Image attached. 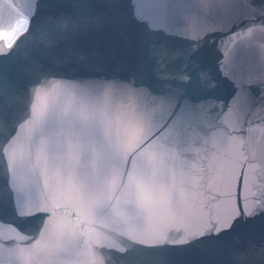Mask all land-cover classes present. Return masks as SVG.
Instances as JSON below:
<instances>
[{
    "label": "water",
    "instance_id": "1",
    "mask_svg": "<svg viewBox=\"0 0 264 264\" xmlns=\"http://www.w3.org/2000/svg\"><path fill=\"white\" fill-rule=\"evenodd\" d=\"M80 1V9L82 2L87 1L91 25L98 27V33L90 35L91 40L96 39L91 56L82 61L71 75L66 68H62V64L53 62L44 54L41 44L39 47L35 42L34 30L36 14L39 19L38 28H42L75 0H0V62L3 63L2 74L5 76L4 83L0 85V135L3 136V141L7 143L17 137L37 151L40 142L39 128L52 125L49 111L42 108L38 100L26 97L30 85L38 87L19 72L28 67L55 77L58 75L57 71H63L62 77L65 80H73L76 87L86 90V97L92 98L84 101V111L93 117L98 116V119L105 115L104 106L113 98H98L96 102L92 97L93 91L104 96L101 88L106 85L103 79L98 75V87L81 82L90 81L97 66L99 73L100 55L115 40H123L122 32L131 23V41H126V46L119 43L122 52L117 53V58L130 68L131 76L141 77L147 82L148 96L145 105L155 108L172 107L184 119L175 124L179 125V151H154L156 146L153 141L142 138L140 145L143 148L146 145L152 147L156 161H161L159 165L163 171L173 168L171 178L181 181L187 177L192 180L197 212L186 211L180 204L168 206V210L174 211L169 217H155L144 209L132 212V223L118 241V248L129 253L121 264H264V235H261V231H264L261 222L264 216V191H259L260 198H252L244 190L243 183L248 178H261V167L264 168V0H241V9L250 20L249 43L254 56L247 72L249 77L239 78L221 77L218 74L220 62L213 61L207 66V52L197 56L195 63L171 67L164 65V62H152L147 55L142 56V38L146 37L155 45L158 44L151 40L145 28L133 21V0ZM160 5L164 16L161 26L166 31L180 33L186 28L188 9L183 1L162 0ZM72 13L75 14V11ZM146 14L152 16L153 10ZM22 17L30 20L31 29L8 49L6 40ZM188 34H197L193 25ZM167 54V51H162V58ZM20 66L27 68L21 69ZM25 82L28 84H21ZM28 101L31 105H27ZM191 109L207 116L208 126L202 130L201 138L192 136L190 124L194 119L189 115ZM122 119L126 121V118ZM69 127L78 131L73 124ZM54 128L59 136L53 138L50 145H60V152L53 158L52 164L34 166L29 163L26 168L21 164L18 168H9V176L16 180L19 190L0 205V212L5 216L12 214L14 220L26 216L31 225L42 226L48 218L49 205L55 192L62 201L60 208L71 204L68 196L81 200L88 198L89 193L99 198L113 192L111 188L97 192L89 187L90 183L83 181L81 185L79 180L97 162L93 153H98V162L103 161L108 155L116 154L123 142H114L110 136L105 139L99 136L100 139L97 137L96 142L90 140L78 143L70 133L72 142L66 143L63 129L57 125ZM224 132L229 134L227 144L236 146L237 151L249 152V157L226 154ZM202 139H214V142L202 146ZM196 145L202 146V150L197 151ZM213 145L217 147L213 149ZM3 146L6 147L4 144ZM207 151V157H200L199 154L205 155ZM23 174H27V179ZM50 174L55 177L53 182L48 179ZM4 182L5 178H2L0 184ZM108 182L112 185L113 180L108 177ZM181 190L186 191L185 187H181ZM140 196L146 197L148 201H162L163 191L156 188L154 192L149 186L141 189ZM241 198L245 199V207L250 205L256 210L258 214L255 218L250 220L245 209L239 206ZM95 205L97 203L92 201L87 207L92 209ZM116 218L122 220L121 215ZM156 218L169 228L184 225L181 241L173 242L170 238L152 241L153 238L160 237L155 236L158 229H151L140 221L156 223ZM186 219L191 221L186 223ZM8 233L11 238V231ZM234 234H240L239 247L234 246L237 239V236L233 237ZM4 260L5 255L0 254V261ZM53 264L69 263L60 260Z\"/></svg>",
    "mask_w": 264,
    "mask_h": 264
},
{
    "label": "snow or ice",
    "instance_id": "2",
    "mask_svg": "<svg viewBox=\"0 0 264 264\" xmlns=\"http://www.w3.org/2000/svg\"><path fill=\"white\" fill-rule=\"evenodd\" d=\"M152 2V0H141V3L142 4H145V5H148ZM145 12H151V8L149 7H146L143 9ZM155 48V44L150 42L149 39H147L146 37L142 38L141 41H140V52H141V55L144 56V55H147V56H152V50ZM191 57V54H189V57ZM4 71V66H3V63L0 62V73H2ZM235 224V222H234ZM233 224V226H234Z\"/></svg>",
    "mask_w": 264,
    "mask_h": 264
},
{
    "label": "rangeland",
    "instance_id": "3",
    "mask_svg": "<svg viewBox=\"0 0 264 264\" xmlns=\"http://www.w3.org/2000/svg\"><path fill=\"white\" fill-rule=\"evenodd\" d=\"M23 31V27H20V28H18L16 31H15V33L13 34V37L14 36H17L20 32H22Z\"/></svg>",
    "mask_w": 264,
    "mask_h": 264
},
{
    "label": "bare ground",
    "instance_id": "4",
    "mask_svg": "<svg viewBox=\"0 0 264 264\" xmlns=\"http://www.w3.org/2000/svg\"><path fill=\"white\" fill-rule=\"evenodd\" d=\"M23 23L19 22L18 24L15 25L14 31L17 30L18 28L22 27Z\"/></svg>",
    "mask_w": 264,
    "mask_h": 264
}]
</instances>
